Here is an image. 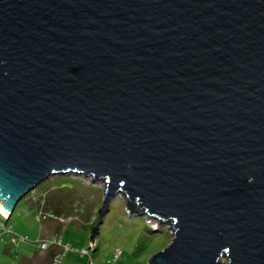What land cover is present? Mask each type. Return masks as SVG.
<instances>
[{"label": "water", "instance_id": "1", "mask_svg": "<svg viewBox=\"0 0 264 264\" xmlns=\"http://www.w3.org/2000/svg\"><path fill=\"white\" fill-rule=\"evenodd\" d=\"M71 172L171 222L149 264H264V0H0V209Z\"/></svg>", "mask_w": 264, "mask_h": 264}, {"label": "rangeland", "instance_id": "2", "mask_svg": "<svg viewBox=\"0 0 264 264\" xmlns=\"http://www.w3.org/2000/svg\"><path fill=\"white\" fill-rule=\"evenodd\" d=\"M105 191L104 179L82 173L47 177L22 197L10 219L0 211V264H56L52 251L61 252L60 264H149L171 243V222L144 214L117 192L98 224ZM42 241L53 246L41 249Z\"/></svg>", "mask_w": 264, "mask_h": 264}, {"label": "trees", "instance_id": "3", "mask_svg": "<svg viewBox=\"0 0 264 264\" xmlns=\"http://www.w3.org/2000/svg\"><path fill=\"white\" fill-rule=\"evenodd\" d=\"M130 205H136V203H132V202H130ZM134 207H136V206H134ZM9 217H10V215L8 216V219H10ZM52 246H53V245L51 244L50 246H47L46 249H50ZM40 248H41V246H40ZM41 249H44V248H41ZM46 249H45V250H46ZM93 249H94V248H93ZM52 253H53V254H52ZM52 253H50V255H52V259H53L52 261L54 262L55 257H56L57 255H61V254H60L61 252H59V253L56 252V253H55L54 251H52ZM87 253H88V252H87ZM56 264H60V260H58V262H57Z\"/></svg>", "mask_w": 264, "mask_h": 264}, {"label": "built area", "instance_id": "4", "mask_svg": "<svg viewBox=\"0 0 264 264\" xmlns=\"http://www.w3.org/2000/svg\"><path fill=\"white\" fill-rule=\"evenodd\" d=\"M49 245H50V244H48L47 242H46V244H45L44 241H42V242L40 243V246H41L42 248H46V247L49 246ZM58 260H59V255H57V256L55 257V262L57 263Z\"/></svg>", "mask_w": 264, "mask_h": 264}, {"label": "bare ground", "instance_id": "5", "mask_svg": "<svg viewBox=\"0 0 264 264\" xmlns=\"http://www.w3.org/2000/svg\"><path fill=\"white\" fill-rule=\"evenodd\" d=\"M95 180H97V179H95ZM0 211L3 213V211L0 209ZM4 214V213H3ZM8 215H9V213H8Z\"/></svg>", "mask_w": 264, "mask_h": 264}]
</instances>
